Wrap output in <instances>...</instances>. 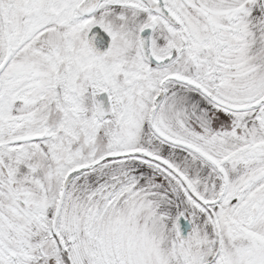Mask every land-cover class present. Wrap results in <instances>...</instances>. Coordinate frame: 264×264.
I'll return each instance as SVG.
<instances>
[{
	"label": "snow or ice",
	"instance_id": "obj_1",
	"mask_svg": "<svg viewBox=\"0 0 264 264\" xmlns=\"http://www.w3.org/2000/svg\"><path fill=\"white\" fill-rule=\"evenodd\" d=\"M0 264H264V0H0Z\"/></svg>",
	"mask_w": 264,
	"mask_h": 264
}]
</instances>
